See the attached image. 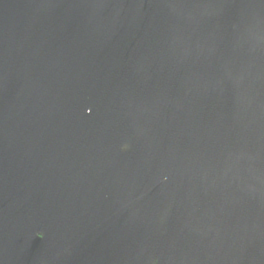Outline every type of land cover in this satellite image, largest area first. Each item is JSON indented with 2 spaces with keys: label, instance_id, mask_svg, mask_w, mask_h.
Wrapping results in <instances>:
<instances>
[{
  "label": "water",
  "instance_id": "1",
  "mask_svg": "<svg viewBox=\"0 0 264 264\" xmlns=\"http://www.w3.org/2000/svg\"><path fill=\"white\" fill-rule=\"evenodd\" d=\"M0 264H264V0H0Z\"/></svg>",
  "mask_w": 264,
  "mask_h": 264
},
{
  "label": "snow or ice",
  "instance_id": "2",
  "mask_svg": "<svg viewBox=\"0 0 264 264\" xmlns=\"http://www.w3.org/2000/svg\"><path fill=\"white\" fill-rule=\"evenodd\" d=\"M89 111H91V109H89Z\"/></svg>",
  "mask_w": 264,
  "mask_h": 264
},
{
  "label": "clouds",
  "instance_id": "3",
  "mask_svg": "<svg viewBox=\"0 0 264 264\" xmlns=\"http://www.w3.org/2000/svg\"><path fill=\"white\" fill-rule=\"evenodd\" d=\"M41 235H42V233H41Z\"/></svg>",
  "mask_w": 264,
  "mask_h": 264
}]
</instances>
